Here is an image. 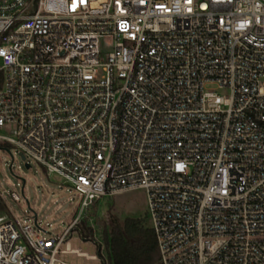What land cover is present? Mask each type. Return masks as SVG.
Masks as SVG:
<instances>
[{
    "label": "built area",
    "instance_id": "obj_1",
    "mask_svg": "<svg viewBox=\"0 0 264 264\" xmlns=\"http://www.w3.org/2000/svg\"><path fill=\"white\" fill-rule=\"evenodd\" d=\"M0 129L81 196L60 235L0 214V264H104L72 230L138 189L162 264H264V0H0Z\"/></svg>",
    "mask_w": 264,
    "mask_h": 264
},
{
    "label": "rangeland",
    "instance_id": "obj_2",
    "mask_svg": "<svg viewBox=\"0 0 264 264\" xmlns=\"http://www.w3.org/2000/svg\"><path fill=\"white\" fill-rule=\"evenodd\" d=\"M206 88L211 90L217 86L209 84ZM0 134L8 133L0 129ZM28 162L31 164L30 168H26L16 146L0 144V192L6 191L9 195L16 193L20 197V201H15L10 196L4 198L0 196V214L5 213L10 219L21 218L32 223L41 237H48L47 232L60 235L79 212L81 196L60 175L49 174L41 164L31 158H28ZM22 179H25V183ZM110 212L121 222L127 218H140L150 226L147 195L144 189L102 198L86 210L82 220L90 219V224L95 225L94 214L99 218H108ZM34 213L38 214L37 223L33 220ZM70 242L71 248L96 256L97 242L100 243L101 238L95 235L93 240L83 239L78 229L74 228ZM59 258L70 264H101L96 259L76 254H59Z\"/></svg>",
    "mask_w": 264,
    "mask_h": 264
},
{
    "label": "trees",
    "instance_id": "obj_3",
    "mask_svg": "<svg viewBox=\"0 0 264 264\" xmlns=\"http://www.w3.org/2000/svg\"><path fill=\"white\" fill-rule=\"evenodd\" d=\"M94 216L95 225L85 218L76 229L86 240L100 236L104 264H162L155 233L142 219L127 218L121 222L111 212L108 218Z\"/></svg>",
    "mask_w": 264,
    "mask_h": 264
},
{
    "label": "water",
    "instance_id": "obj_4",
    "mask_svg": "<svg viewBox=\"0 0 264 264\" xmlns=\"http://www.w3.org/2000/svg\"><path fill=\"white\" fill-rule=\"evenodd\" d=\"M21 157H22L23 160L25 159V157L22 154H21ZM25 166H26V168H30L31 167L30 164H28V163H26ZM10 168H11V165H10ZM22 180L25 183V179H22ZM23 188H24V185H23Z\"/></svg>",
    "mask_w": 264,
    "mask_h": 264
}]
</instances>
